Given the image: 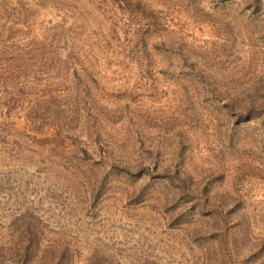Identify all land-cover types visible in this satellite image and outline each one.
<instances>
[{
    "label": "rangeland",
    "instance_id": "obj_1",
    "mask_svg": "<svg viewBox=\"0 0 264 264\" xmlns=\"http://www.w3.org/2000/svg\"><path fill=\"white\" fill-rule=\"evenodd\" d=\"M0 132V264H264V0H0Z\"/></svg>",
    "mask_w": 264,
    "mask_h": 264
},
{
    "label": "trees",
    "instance_id": "obj_2",
    "mask_svg": "<svg viewBox=\"0 0 264 264\" xmlns=\"http://www.w3.org/2000/svg\"><path fill=\"white\" fill-rule=\"evenodd\" d=\"M21 39H7V38H5L2 42L6 45V46H9V47H11V48H14V47H16L17 48V50L18 49H20V51H21V48H22V41H20ZM16 50V51H17ZM5 51V50H4ZM20 61H22V62H24V59H23V56L22 55H20V56H18L17 57ZM16 70H18V69H16ZM19 77V76H18ZM24 83H21V85L19 86V87H15V89H14V91L15 92H13L12 94V96L10 97V99L9 100H13V101H15V100H17V102H22V101H24L25 100V95L26 94H23V87H25L26 88V83L23 85ZM22 85H23V87H22ZM10 102V101H9ZM43 102V101H42ZM7 104H9L8 103V101L6 102ZM255 107L254 106H250V107H246L245 108V110L243 111V113L240 115V117H241V119H243V120H248V119H250L251 117H252V114L250 113V112H252L253 110H255L254 112L256 113V114H258V112L256 111V109H254ZM9 109H10V107H9ZM1 133V132H0ZM77 155L79 154V153H77V151H74ZM81 152L82 153H84V154H87V150H85V149H83V148H81ZM77 155H75L74 157H77L78 159H80V160H84L83 158H81L80 156H77ZM105 159H103L102 160V163L103 164H101V165H104V163H105V161H104ZM105 166V165H104ZM109 168L110 169H115L116 171H118V170H121V171H124L125 170V168H122V167H120V168H118V166L116 165V167H115V165H113V163L112 164H110L109 165ZM102 184V183H101ZM98 189H101V185L99 186V188ZM30 229H26V231H28L27 232V236L29 237V238H33V237H36V233L32 230H30ZM36 231L38 230V228L37 229H35ZM24 253H25V255H27L28 256V254H29V252H28V246H26L25 247V249H24Z\"/></svg>",
    "mask_w": 264,
    "mask_h": 264
}]
</instances>
